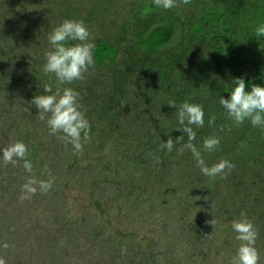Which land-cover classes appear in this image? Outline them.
<instances>
[{
  "label": "trees",
  "instance_id": "trees-1",
  "mask_svg": "<svg viewBox=\"0 0 264 264\" xmlns=\"http://www.w3.org/2000/svg\"><path fill=\"white\" fill-rule=\"evenodd\" d=\"M152 1L0 0V150L23 142L32 163L29 173L0 152L5 264H231L241 212L264 264V129L235 124L219 103L235 78L246 91L264 87V36L255 35L264 0H176L171 9ZM66 19L83 21L94 46V67L61 86L79 93L90 125L80 154L31 105L44 85L56 91L45 52ZM169 101L203 107L191 143L206 165L228 160L233 169L202 173ZM182 134L170 152L161 148ZM210 136L220 143L208 152ZM29 178L54 181L47 194L37 186L22 198Z\"/></svg>",
  "mask_w": 264,
  "mask_h": 264
},
{
  "label": "clouds",
  "instance_id": "clouds-1",
  "mask_svg": "<svg viewBox=\"0 0 264 264\" xmlns=\"http://www.w3.org/2000/svg\"><path fill=\"white\" fill-rule=\"evenodd\" d=\"M182 3L187 5L190 0H182ZM151 5L164 9L177 6L176 0H153ZM255 35L256 37L264 36V24L256 27ZM48 39L51 48L45 52L46 63L43 70L45 74L52 73L55 75L56 91L53 92L51 85H44L43 94H36L31 105L38 109L41 120H45L46 114H50L46 121L50 134L62 133L61 138L73 146L74 154H80L83 151L82 141L90 138V125L80 111L79 93L71 87L62 88L61 86L83 80L89 68L94 67L95 60L92 52L94 46L90 42V33L84 22L78 20H64L49 33ZM69 41H78V43L69 44ZM232 84L234 87L230 91V98L225 99L222 96L219 98V103L227 111L228 117L237 125L249 120L254 127L264 129V87L251 84L250 90L246 91L244 78H235ZM168 105L177 110V119L182 126L177 130L187 134L189 141L184 147L192 152L197 166L205 176L215 178L224 173L226 169L231 170L235 167L228 160H220L211 166L206 165L200 151L191 143L196 137L191 126H204V110L200 104L185 101L177 106L175 101H169ZM215 120V115L210 116L209 126L213 125ZM221 130L223 131L224 127ZM183 134L175 140L169 137L161 144V148H166L170 152L175 143L182 141ZM219 143L220 140L216 136L206 137L203 140V148L205 151L211 152L219 146ZM0 152H2V159L5 164L11 163L15 166L18 161L23 160L25 171L32 172V163L27 159L28 149L23 142L17 141L10 144ZM53 181L54 178L46 181H37L35 178L27 179L22 186L24 193L22 198L35 195L38 188L41 193L47 194L52 188ZM194 199L199 200L200 197H194ZM206 223H210L214 227L216 221L212 219ZM231 227L237 233L236 239L240 241L231 264H259L260 254L255 247L258 231L254 224L244 212H241L239 219H233ZM2 246L7 248L9 245L4 243ZM0 264H5L3 258H0Z\"/></svg>",
  "mask_w": 264,
  "mask_h": 264
}]
</instances>
